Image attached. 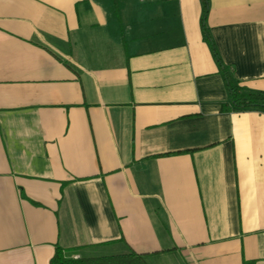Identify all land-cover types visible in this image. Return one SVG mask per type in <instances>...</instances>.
Listing matches in <instances>:
<instances>
[{"label": "crops", "instance_id": "crops-1", "mask_svg": "<svg viewBox=\"0 0 264 264\" xmlns=\"http://www.w3.org/2000/svg\"><path fill=\"white\" fill-rule=\"evenodd\" d=\"M224 67L264 91V0H0V264H264V110Z\"/></svg>", "mask_w": 264, "mask_h": 264}, {"label": "trees", "instance_id": "trees-1", "mask_svg": "<svg viewBox=\"0 0 264 264\" xmlns=\"http://www.w3.org/2000/svg\"><path fill=\"white\" fill-rule=\"evenodd\" d=\"M205 33L206 36L209 37L213 48L215 49L208 30L205 29ZM215 54L221 62L216 49ZM223 73L229 88L231 98L230 107L232 109L239 111L251 109L264 110V91H253L241 85V83L233 76V74L230 73L227 67L223 68ZM228 108L229 106L225 105V109ZM75 252L76 249H67L57 245L50 264H149L145 258V254L134 250L122 254L87 257H75Z\"/></svg>", "mask_w": 264, "mask_h": 264}, {"label": "built area", "instance_id": "built-area-1", "mask_svg": "<svg viewBox=\"0 0 264 264\" xmlns=\"http://www.w3.org/2000/svg\"><path fill=\"white\" fill-rule=\"evenodd\" d=\"M141 1H144V2H151V1H160V0H141Z\"/></svg>", "mask_w": 264, "mask_h": 264}]
</instances>
